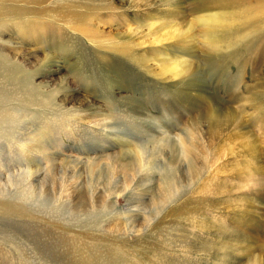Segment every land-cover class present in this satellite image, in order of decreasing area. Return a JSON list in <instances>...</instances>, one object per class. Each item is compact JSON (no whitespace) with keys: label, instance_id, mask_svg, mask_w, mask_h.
Listing matches in <instances>:
<instances>
[{"label":"bare ground","instance_id":"bare-ground-1","mask_svg":"<svg viewBox=\"0 0 264 264\" xmlns=\"http://www.w3.org/2000/svg\"><path fill=\"white\" fill-rule=\"evenodd\" d=\"M37 1H44V17H55L74 31L88 34L94 43L100 45V49L106 48L104 43H101L103 38H105L103 42L113 43L110 49L114 52L104 49L93 60L95 64L93 67L97 70L94 69V71L101 76L98 80L100 85L106 82L103 86L116 93V95H111H115L122 101L124 107L131 113H136L140 107L134 99L124 94L130 91L128 78L131 73L128 69L123 70L124 72L118 71V63L123 64L125 61L134 69L137 65L152 68L160 76L186 88V91L187 89H192L193 92L198 91L207 108L206 110L205 108L200 109L203 113L200 122L197 123V128L192 131L185 129V132L180 135H174L170 130L159 127L158 129L153 123L150 127L137 116L139 121L143 122V128L137 132L139 140L133 148L131 146L133 141L127 142L126 135L120 133L114 121L103 109L80 95L78 89L63 74L62 63L55 55L47 51L45 55L38 56L30 49V40L35 39L42 42L44 38L37 36L36 30L39 29V25L35 24L34 20L31 21V8L27 6V0H0V142L3 141L8 147L17 148L18 144L24 150L31 149L32 153H37L42 159V162L15 165L7 153L0 150V226L2 227L0 228V242H12V237L18 238L20 235H25L34 243L33 245L37 247L35 249L43 258L57 259L50 245L46 247L40 242L36 243V236L28 235L30 233L26 228L16 226L19 230L7 229V224L14 223L16 219H4L3 217L25 215L26 210L20 202L24 199L30 200L33 195L31 192L38 186L35 182L40 185L44 177L48 176L50 179L57 169L56 166L61 164L65 169L70 168L74 174L72 179L79 177L75 192L81 193L77 195L80 204L86 206L91 202L93 206H115L118 203L116 200L127 198V206L130 208L128 207V213L123 216L128 220L127 226L112 223L108 218L107 221L110 219V223L100 226L105 232L112 230L124 234L126 231H131L140 237L142 233H147L152 229L153 234H161L165 238L160 241L154 253H151L156 258L155 264H166L167 262L168 264H264V258L257 249L259 241L262 237L264 238V164L260 156L259 141L240 112L231 107H224L221 100L209 91L208 76L205 72L208 64L207 61L204 63L203 58L198 65L199 46L194 23L190 22L186 14L185 0ZM233 1L239 4L237 7L245 6L246 14H253L248 22V28L244 29L245 33L249 32L247 35H250L255 31L259 32L258 27L261 25H256L254 13L264 16V0ZM111 3L118 4L117 6L123 10L145 11L148 15H153L156 22L137 21V26L130 27L125 34L132 38L134 34L137 36L145 32V28L152 29L148 30L149 34L159 32L160 34L148 43L155 47L167 45L166 49L173 52L175 57L153 55L149 52L141 53L134 48L133 50L126 49L124 41L117 39L120 38L117 37L120 34L114 36L111 32L104 36L100 31L101 21L98 20L97 15H103L109 10V7L106 8L103 5L108 4L109 6ZM230 5L231 0H200L198 7L193 10L196 14L202 13L196 21L201 27L205 43L216 51L230 44L224 37L227 34L225 29L236 22L235 13L228 12L231 9ZM91 14L96 15L97 19ZM91 18L95 20L97 26L95 33L89 32L90 29L85 24ZM113 54L118 56H112ZM27 65L44 71L50 77L54 85V88L49 90L50 94L60 99L58 107L69 110L66 111V115H71L85 124L98 126L107 134H115L113 138L121 142V146L119 148L103 147L88 159L62 158L50 149H46L44 126L33 127V118L17 109L19 105L26 108H47L53 102L52 98L38 93L39 84L33 81L34 75ZM102 67L106 68L104 72ZM76 74L78 77L85 78L80 70L76 71ZM124 81L128 84L125 85ZM183 95L186 96V94ZM210 100L216 101V108L210 107ZM260 131L264 134V127ZM131 139L133 138L130 137L128 141ZM198 139L204 140L207 148L212 149V156L209 155V158L202 159L201 152L203 151L197 149ZM229 139L233 141L231 148L225 144ZM252 152L254 157L248 160L247 157ZM44 157L48 158L47 162L51 163V168H44L42 165ZM229 158L235 160L225 166L233 169L237 174L234 171L233 174L222 171L218 173L232 176V178H238L236 175L241 174L240 182L235 184L221 181L214 187L200 185L199 182L208 169L212 171L218 163ZM84 160L91 161L89 165L87 164L89 178L85 185L86 192L83 191L85 182L81 180L80 168L77 171L75 170L77 166L70 165L76 163L84 166ZM256 168L257 171H254ZM160 175L162 177L157 181ZM184 185L189 186L190 189L196 187L195 190L199 194L207 193L217 197L236 195L220 203H213L219 211L231 212L230 216L210 221L197 214L202 211L203 206L195 205L206 202L208 198H201L197 200L198 203L188 199L182 209V206H178L177 203L183 195ZM24 186L26 189L19 191ZM54 187L56 189L55 184ZM72 188L74 189L73 185ZM145 212L148 213V219L146 224H143L137 218L140 216L139 213L142 215ZM59 213L65 214L63 211ZM174 215L177 219L188 220L189 223L176 222L172 218ZM1 221H5V224ZM68 225L72 227V224ZM19 226L27 227V225ZM186 226L193 227L201 235L192 236L185 231ZM81 227L85 228V225ZM122 238L120 236L118 239ZM181 238L183 242H177ZM105 245L102 250L93 245V248L89 250L90 254L82 256L78 264H100L98 258L101 253L102 258L106 256L103 264H115L111 255L109 256L112 254L111 251L107 253L108 247ZM16 246L25 254L29 253L27 248H23L24 245L18 243ZM170 248L173 254L168 256L166 251ZM175 248H182L186 251ZM150 250L154 249L149 248L148 251ZM178 255L182 257V260L176 258ZM6 259L10 263L9 259ZM116 261L119 263L118 258Z\"/></svg>","mask_w":264,"mask_h":264},{"label":"rangeland","instance_id":"rangeland-1","mask_svg":"<svg viewBox=\"0 0 264 264\" xmlns=\"http://www.w3.org/2000/svg\"><path fill=\"white\" fill-rule=\"evenodd\" d=\"M199 1L200 0L184 1L186 14L190 22L192 24L194 23L193 25L196 32V40L199 46L198 65L203 58L204 63L207 61L208 66L205 72L208 76L207 85L209 91L221 100V104H223L224 107H231L240 112L242 117L254 131L259 141L260 156L264 164V134L260 131V129L264 127V16L254 13L256 25L261 26L258 27L259 32L255 31L247 35L249 32L245 33L246 30L244 29L248 28V22L253 14H246L245 6L237 7L239 4L231 0V9L228 12L235 13L236 22L233 26L225 29L227 34L224 36L230 44L216 51L205 43L201 27L196 21L197 17L202 14H196L193 11L198 7ZM117 5L118 4L113 3L109 4V6L108 4L107 6L103 5V7H109V10L104 12L103 15H97L98 20L101 21L100 31L104 36H107L111 32V35L114 36L120 34L117 36L120 38L117 39L118 41L119 39L124 41V48L126 49L133 50L134 48L141 53L149 52V54L153 55L161 54L163 56L167 55L170 58L175 57L173 52L166 49L168 48L167 45L155 47V45L148 43L153 41V39L160 34L159 32L151 33V35L148 30L152 29L145 28V32L137 36L134 34L132 38H129L125 34L130 27L134 28L137 26V21L145 23L156 22L157 20L153 15H148L145 11L123 10ZM27 6L31 8V21L34 20V23L39 25V29L36 30L37 36H43L44 38L42 42L36 41L35 39L30 40V49L34 51L33 53L38 54V56L45 55L47 51L55 55L62 63L63 74H65L70 83L78 89L81 93L80 95L99 105L114 121L120 133L126 135L127 142L133 141L131 144L133 148L136 147V141L139 140L137 132L143 128V122L141 120L139 121L137 116L143 119L146 125L151 127L153 123L156 128L159 127L160 129L170 130L174 135L182 134V132H185V129H190L192 131L197 128V123L200 122V117L203 113V110L201 111L200 109L205 108L206 110L207 108L198 91L195 90L196 92H193L194 90L192 89H187L186 91V88H182L175 82L167 80L166 77L160 76L152 68L137 65L134 69V67L127 65L126 61L123 64L118 63V71L124 72L128 69L131 73L128 78L129 84L124 81L125 85L128 84L130 86V91L124 92V94L134 99L140 107L136 113H131L124 107V103L116 98V93L109 91V88L103 86L106 82L100 85L98 80H100L101 76L95 72L97 70L93 67L95 65L93 60L96 56H99L104 49L108 52H114V50L110 49L113 43L103 42L105 39L103 38L101 43H104L106 48L100 49V45L94 43L88 37V34L85 35V33L74 31L70 26L62 23L55 17H44V1L27 0ZM91 15L97 19L96 15ZM94 21L95 20L91 18L90 21L85 23L90 29L89 32L95 33L97 31V26ZM101 32L99 34L100 36ZM146 36L148 37L146 38ZM34 38H36V36H34ZM229 45H231V47ZM112 56L118 55L113 54ZM119 60L118 62H120ZM19 61H21V59H19ZM33 62L35 63V59H33ZM27 68L34 75L33 78L35 79H33V81L39 84L38 93L52 98L53 102L52 105H49L47 108H26L19 105L17 109L29 114L33 118V127L39 128L40 126H44V132H46L44 133V145L46 149H50L62 158L79 157L88 159L92 157L97 150H101L103 147L119 148V146H121V142L113 138L115 134H107L98 126L95 127L85 124L71 115H66V111L69 110L58 107V100L60 99H56L55 96L50 94L49 90L54 88L53 82L50 81V77H48L44 71H40V69L32 65H27ZM101 69H103L104 72L106 68L102 67ZM78 70L84 74L85 78L78 77L76 74ZM179 90H182L181 93ZM183 94H186V96ZM188 98L189 100L187 101ZM210 101V107L216 108V101ZM217 102L219 103L218 100ZM130 137L133 139L128 141ZM181 138H183V136ZM203 141L198 139L197 149L203 151L201 152L203 156L202 159H207L213 155V151L207 148V145H205L206 142ZM225 144L230 148L233 147V141L231 139ZM0 150L7 153L8 157L12 159L15 165L42 162V159L39 158L40 156L37 155V153H32L33 151L31 149L24 150L22 147H19L18 144L17 148L14 146L8 147L1 141ZM253 152L247 157L248 160L254 157ZM47 159L48 158L44 157L42 165L44 168H51V163H48ZM234 160V158H229L218 163L213 167L212 171L208 169L199 182L200 185L214 187V185L221 181L238 183L242 177L241 174L236 175L238 178L235 177V179L232 178V176H224L218 173V171H222L233 174L234 170L226 168L225 165L233 163ZM84 162V166L76 163H71L70 165L72 167L77 166L75 168L77 171H79L80 168L81 180L85 182L83 191L86 192L85 185L89 178V167L87 168V164L89 165L91 161L84 160ZM56 167L57 169L55 173H52L53 175L50 176V179L48 176L44 177L40 185L38 182H35L38 186L31 192L33 195L30 200L24 199L20 202L21 206L26 210L25 215H7L3 218L16 219L14 223L7 224V229L15 231L19 230L17 227L26 228L30 233L28 235L32 234L36 236V243L40 242L46 247L50 245L57 259L49 260L43 258L39 251L35 249L37 247L33 245L34 243L28 240L25 235H20L18 238L12 237V242H0V262L2 264H78L82 256L90 254L89 250L93 248V245L98 247L99 250H102L105 248V243H107L105 246L108 247L107 253L111 251L110 253L112 254H109V256L111 255L110 257L115 261V264L156 263V258L151 253H154L160 241L163 240L164 237L161 234H153L154 230L147 229L149 231L147 233H142L139 237L131 231H126L124 234L112 230L105 232V230L100 227L101 225L104 226L109 224L110 219L112 223H120L123 226H127L128 220L123 217L128 213L130 208L127 206V198L126 200L124 198L122 200H116L118 203L115 206H93L90 204L91 202L87 203L86 206L82 205L77 197V195L81 193L75 192V185L79 177L72 179V175L74 174L71 172L70 168L65 169L61 164ZM67 170H69V172ZM254 171H257V168L254 169ZM161 177V175L158 176L157 181L158 179L160 180ZM21 189L25 190L26 187L20 188L19 191ZM195 189L196 187L190 189L189 186H186L182 190L183 199L182 197L180 198V201L177 203L178 206H182L183 209L185 207V201L188 199H190L191 202L198 203L197 200L208 198L206 202L195 205L203 206L202 211L197 214L208 218L210 221L230 216L231 212L227 213V210L219 211L214 207L215 205H213V203H220L223 200L234 198L236 195H231L230 197H217L207 193L199 194ZM59 211H63L65 214L62 215ZM184 212H186V209H184ZM147 214L146 212L142 215L139 213L140 216L137 220L146 224L145 222H147L148 219ZM195 216L197 217V215ZM108 218L110 219L107 221ZM172 218L176 220V222L183 221L182 223H189L188 220H184L183 218L181 220L177 219L175 215ZM1 222L5 224V221ZM68 224H72V227H69ZM19 225H27V227ZM82 225H85V228L81 227ZM0 228L2 227L0 226ZM184 229L192 236L198 237V235H201V233L193 227L186 226ZM120 236L123 237L121 240L118 239ZM177 242H183L182 238ZM18 243L24 245L23 248H27L29 253L25 254L23 251H20L16 246ZM87 247L89 249H87ZM149 248L154 249L152 250L153 252L151 250L148 251ZM175 249L184 250L182 248ZM257 249L258 253L264 258L263 237L259 241ZM166 254L171 256V254H173L172 249L170 248L166 251ZM100 255L98 262L103 264L102 262L106 259V256L102 258V253ZM160 257L162 258L161 255ZM6 258L9 259L10 263ZM117 258L119 259V263L116 261ZM176 258L182 260V257L179 255ZM48 261L51 262L48 263ZM166 264H168V262Z\"/></svg>","mask_w":264,"mask_h":264}]
</instances>
